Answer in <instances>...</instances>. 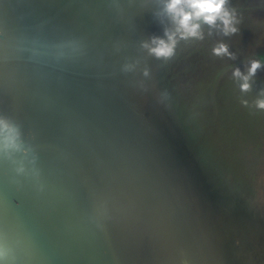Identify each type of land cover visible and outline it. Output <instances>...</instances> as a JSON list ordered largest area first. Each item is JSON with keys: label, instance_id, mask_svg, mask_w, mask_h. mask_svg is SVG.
<instances>
[{"label": "water", "instance_id": "95a60500", "mask_svg": "<svg viewBox=\"0 0 264 264\" xmlns=\"http://www.w3.org/2000/svg\"><path fill=\"white\" fill-rule=\"evenodd\" d=\"M263 82L264 0H0V264H264Z\"/></svg>", "mask_w": 264, "mask_h": 264}, {"label": "rangeland", "instance_id": "374dc122", "mask_svg": "<svg viewBox=\"0 0 264 264\" xmlns=\"http://www.w3.org/2000/svg\"><path fill=\"white\" fill-rule=\"evenodd\" d=\"M262 86L264 87V82H263ZM244 105H245V102H244V104H243L242 106H244ZM258 134H259V136H261V137L264 138V128H262V130H260V131L258 132Z\"/></svg>", "mask_w": 264, "mask_h": 264}]
</instances>
